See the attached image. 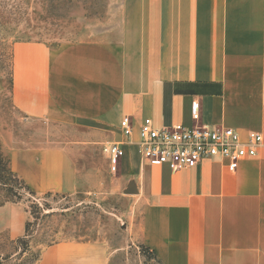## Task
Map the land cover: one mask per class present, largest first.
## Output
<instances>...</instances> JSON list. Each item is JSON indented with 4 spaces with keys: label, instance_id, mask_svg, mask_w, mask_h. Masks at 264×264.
Wrapping results in <instances>:
<instances>
[{
    "label": "crops",
    "instance_id": "0c3cea01",
    "mask_svg": "<svg viewBox=\"0 0 264 264\" xmlns=\"http://www.w3.org/2000/svg\"><path fill=\"white\" fill-rule=\"evenodd\" d=\"M115 28L49 46L15 43L0 99L9 172L43 195L135 187L127 235L159 264H264V0H138ZM3 102V103H2ZM200 121L262 136L235 171L222 159L171 172L138 130ZM128 117L132 135L120 122ZM124 150L109 176L104 146ZM132 182V183H131ZM107 239L46 246L34 264H111Z\"/></svg>",
    "mask_w": 264,
    "mask_h": 264
},
{
    "label": "rangeland",
    "instance_id": "374dc122",
    "mask_svg": "<svg viewBox=\"0 0 264 264\" xmlns=\"http://www.w3.org/2000/svg\"><path fill=\"white\" fill-rule=\"evenodd\" d=\"M136 1L0 0V99L11 80L15 43L54 47L105 33L121 24L128 4ZM5 161L0 148V264H34L46 246L101 237L111 264H159L127 235L131 196L137 194L133 185L125 188L117 180L115 196L31 194L8 174ZM109 176L115 178L110 170Z\"/></svg>",
    "mask_w": 264,
    "mask_h": 264
},
{
    "label": "built area",
    "instance_id": "2783aa9c",
    "mask_svg": "<svg viewBox=\"0 0 264 264\" xmlns=\"http://www.w3.org/2000/svg\"><path fill=\"white\" fill-rule=\"evenodd\" d=\"M191 119L194 123L191 127H158L151 119H144L138 130L142 158L152 166H166L174 173L210 159L225 160L229 169L235 171L240 161L255 157L263 144L260 134L242 137L235 129L202 123L197 108L191 110ZM120 128L124 136L132 135L128 117L121 120ZM102 152L108 157L109 170L115 177L124 150L119 145H110L104 146Z\"/></svg>",
    "mask_w": 264,
    "mask_h": 264
},
{
    "label": "trees",
    "instance_id": "16d2710c",
    "mask_svg": "<svg viewBox=\"0 0 264 264\" xmlns=\"http://www.w3.org/2000/svg\"><path fill=\"white\" fill-rule=\"evenodd\" d=\"M5 163L7 164V162L5 161ZM7 172H8V174H10L11 176H13L10 172H9V170L7 169ZM14 177V176H13ZM15 178V177H14ZM17 179V178H16ZM18 180V179H17ZM20 186L21 187H24V189L25 190H27L29 193H31V194H35V193H33V192H31L21 181H20ZM142 250L145 252V253H147L148 254V256L151 258V259H153V260H156V258H155V256L153 255V253L152 252H150L149 251V249H147V248H145V247H142Z\"/></svg>",
    "mask_w": 264,
    "mask_h": 264
}]
</instances>
